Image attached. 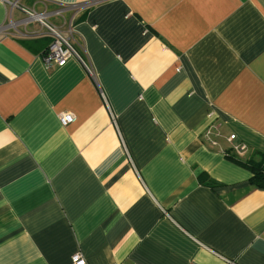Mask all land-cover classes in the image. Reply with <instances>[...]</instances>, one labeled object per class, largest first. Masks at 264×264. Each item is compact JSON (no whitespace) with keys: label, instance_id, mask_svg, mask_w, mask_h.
Here are the masks:
<instances>
[{"label":"crops","instance_id":"crops-1","mask_svg":"<svg viewBox=\"0 0 264 264\" xmlns=\"http://www.w3.org/2000/svg\"><path fill=\"white\" fill-rule=\"evenodd\" d=\"M10 1L0 264H264V188L224 153L236 134L264 156V0ZM23 8L72 28L93 72L45 62Z\"/></svg>","mask_w":264,"mask_h":264},{"label":"built area","instance_id":"built-area-1","mask_svg":"<svg viewBox=\"0 0 264 264\" xmlns=\"http://www.w3.org/2000/svg\"><path fill=\"white\" fill-rule=\"evenodd\" d=\"M9 5L14 6L16 2L6 0ZM26 16L22 20L24 23H30L32 21L40 22L41 25L46 29L48 34L52 37V41L44 53V60L47 63L54 62L60 66L64 65L70 58H76L80 62H82L87 70L92 73V69L85 63L79 49L76 47L73 39L72 28L69 30H61L56 25L48 22V14L37 13L35 9L32 8H23ZM16 22L12 19L9 20L7 26L10 28L14 27ZM113 121H115V116L112 114ZM60 121L63 125H66L70 122L75 121L76 116L72 112H62L59 116ZM220 135V129L218 124H214L210 126L205 131L206 139L212 145H218V141L215 139L216 136ZM237 136L236 134H231L228 137L229 142L232 144L231 151H224L226 156H229L231 153L236 154L237 156H243L249 151V147L247 144L240 142L235 143ZM74 264H87L85 259L81 256V254H75L73 257Z\"/></svg>","mask_w":264,"mask_h":264},{"label":"trees","instance_id":"trees-1","mask_svg":"<svg viewBox=\"0 0 264 264\" xmlns=\"http://www.w3.org/2000/svg\"><path fill=\"white\" fill-rule=\"evenodd\" d=\"M229 156L248 167V169L253 173L251 181L256 186L264 188V156H262L259 160H253L252 158L245 159V157L237 156L234 153H231Z\"/></svg>","mask_w":264,"mask_h":264},{"label":"rangeland","instance_id":"rangeland-1","mask_svg":"<svg viewBox=\"0 0 264 264\" xmlns=\"http://www.w3.org/2000/svg\"><path fill=\"white\" fill-rule=\"evenodd\" d=\"M36 12H37V13H40V14H43V13L48 14L49 16H48V20H47V21L50 22V23H52L53 25H56V24H54V23L51 21V19H50L51 13H50L49 11H46V10H45V11H37V10H36ZM56 26H57V25H56ZM57 27H59V26H57ZM59 28H60L61 30L64 31L63 28H61V27H59Z\"/></svg>","mask_w":264,"mask_h":264}]
</instances>
